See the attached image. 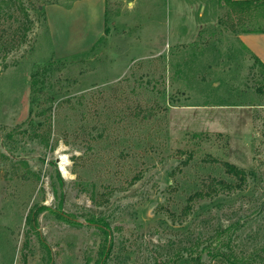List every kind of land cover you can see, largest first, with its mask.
Instances as JSON below:
<instances>
[{
  "label": "rangeland",
  "instance_id": "374dc122",
  "mask_svg": "<svg viewBox=\"0 0 264 264\" xmlns=\"http://www.w3.org/2000/svg\"><path fill=\"white\" fill-rule=\"evenodd\" d=\"M85 1L0 0V264H95L99 219L104 264H210L223 240L264 264V67L235 32L264 17ZM224 161L246 183L185 213L237 181Z\"/></svg>",
  "mask_w": 264,
  "mask_h": 264
},
{
  "label": "trees",
  "instance_id": "16d2710c",
  "mask_svg": "<svg viewBox=\"0 0 264 264\" xmlns=\"http://www.w3.org/2000/svg\"><path fill=\"white\" fill-rule=\"evenodd\" d=\"M224 4L226 3L230 7V15H238L240 18H244L247 16L252 15L254 12L262 15L264 17V0H221ZM105 30H107L105 28ZM236 33L240 32H264L263 27H259L256 29H244L239 31L235 29ZM106 34V31H104ZM255 60L264 67V64L255 57ZM191 157V156H190ZM216 160V159H215ZM189 162V161H186ZM223 165L225 167V171L234 176L237 181L236 182H229L222 178L217 177H210L208 181L205 182L203 188L193 192L188 197V203L185 206L184 212L189 213L194 205V202L203 198L213 197L220 193L221 191H232L234 189H241L243 185L246 183L248 178V170L244 167H240L235 163L224 161ZM62 181V177L60 176ZM49 208L46 205L40 206L37 211L33 212L32 215L28 217L29 221L35 220L38 214L44 210ZM53 212L56 213L57 216L60 218H65L64 213L58 211L56 209H52ZM104 220V219H103ZM99 219V226L102 228L103 233L105 234V243L102 245V249L99 251V258L96 260L95 264H104L106 257L109 255L111 251V241H109V232L104 226H108L106 221ZM233 225H229L226 228H221L217 231L216 235L212 238L220 239L226 232H229L232 229ZM42 240V239H41ZM43 241V240H42ZM44 244V242H42ZM45 245V244H44ZM212 244L210 243L209 246ZM224 247L230 248L229 243H226L224 240L219 241L216 247L209 249L210 254L212 255L213 262L211 261L210 264H249V260L245 257L238 256L232 249L227 251ZM193 264H204L202 262V253H200L196 258H193Z\"/></svg>",
  "mask_w": 264,
  "mask_h": 264
},
{
  "label": "crops",
  "instance_id": "0c3cea01",
  "mask_svg": "<svg viewBox=\"0 0 264 264\" xmlns=\"http://www.w3.org/2000/svg\"><path fill=\"white\" fill-rule=\"evenodd\" d=\"M181 1L182 0H177V2L180 5L182 3ZM183 1L185 2L184 5L186 6V8L188 7L193 9V7L197 4V1L195 0L190 2L188 0H183ZM85 2H89L90 4L99 7L101 13L99 14V16L102 18V20H104L105 7H104V2L102 0H96V1L86 0ZM49 24H50V20H49ZM237 37L240 40V42L244 45V47L250 52V54L254 58L257 57L264 64V32H240L237 33Z\"/></svg>",
  "mask_w": 264,
  "mask_h": 264
}]
</instances>
